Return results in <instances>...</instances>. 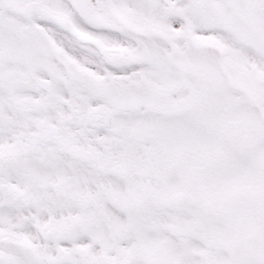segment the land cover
Returning a JSON list of instances; mask_svg holds the SVG:
<instances>
[{
	"label": "snow or ice",
	"instance_id": "6c2138e0",
	"mask_svg": "<svg viewBox=\"0 0 264 264\" xmlns=\"http://www.w3.org/2000/svg\"><path fill=\"white\" fill-rule=\"evenodd\" d=\"M0 264H264V0H0Z\"/></svg>",
	"mask_w": 264,
	"mask_h": 264
}]
</instances>
